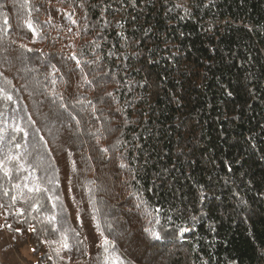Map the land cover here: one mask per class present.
<instances>
[{"label":"trees","instance_id":"16d2710c","mask_svg":"<svg viewBox=\"0 0 264 264\" xmlns=\"http://www.w3.org/2000/svg\"><path fill=\"white\" fill-rule=\"evenodd\" d=\"M0 87V264H264V0H0Z\"/></svg>","mask_w":264,"mask_h":264},{"label":"snow or ice","instance_id":"6c2138e0","mask_svg":"<svg viewBox=\"0 0 264 264\" xmlns=\"http://www.w3.org/2000/svg\"><path fill=\"white\" fill-rule=\"evenodd\" d=\"M4 24L5 25L8 24L7 18H5ZM27 27L29 29L33 30V33L35 32L30 21L27 23ZM0 98H3V99L8 100V101L12 100V96L7 94L4 90V88H2V87H0ZM17 119H22V117H17ZM11 130L15 133H18V134L23 133L24 137H27L26 130L23 127H21L19 123L13 122L11 125ZM13 139H14V137H13ZM41 139H43V137H41ZM2 142H3V137L0 136V143H2ZM16 147H20V145L17 144ZM13 162H16L20 169L24 168V165L20 163L19 157L14 156L12 154L11 149H9L7 152H4L3 159H0V171L3 172V175L5 177H10L12 170L8 167V165L13 163ZM24 170L26 171L27 169H24ZM25 187H28V185H25ZM28 191L38 193L41 191V188H40L39 184L37 183L33 187H28ZM44 191H47V189H44ZM5 194H7V193H5ZM15 199L16 198L13 197V202H15ZM0 207H2V205H0ZM17 211L19 212V210H17ZM19 214L23 215L22 212H19ZM55 219H56L55 216L50 217V221H54ZM70 231H74V230L71 229L70 227L64 228V231H63L62 236H61L62 247L66 248V249L69 248V245L67 243V239H68L67 233ZM182 231H187V229H184ZM152 237L156 240H159L161 238L158 233H152ZM81 243H82V241H81ZM110 245H111V242L107 238H105L102 241V244L97 246V247H101L103 249L104 255H103V259L101 261V264H125V261L115 251L114 245H111V248H110ZM97 259L100 260L101 258L98 256Z\"/></svg>","mask_w":264,"mask_h":264},{"label":"rangeland","instance_id":"374dc122","mask_svg":"<svg viewBox=\"0 0 264 264\" xmlns=\"http://www.w3.org/2000/svg\"><path fill=\"white\" fill-rule=\"evenodd\" d=\"M26 252H27V251H26ZM27 253H28V252H27ZM27 253H26V254H27Z\"/></svg>","mask_w":264,"mask_h":264}]
</instances>
